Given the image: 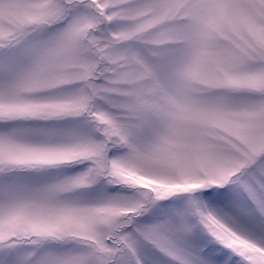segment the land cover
Returning <instances> with one entry per match:
<instances>
[{
  "label": "snow or ice",
  "instance_id": "obj_1",
  "mask_svg": "<svg viewBox=\"0 0 264 264\" xmlns=\"http://www.w3.org/2000/svg\"><path fill=\"white\" fill-rule=\"evenodd\" d=\"M0 264H264V0H0Z\"/></svg>",
  "mask_w": 264,
  "mask_h": 264
}]
</instances>
